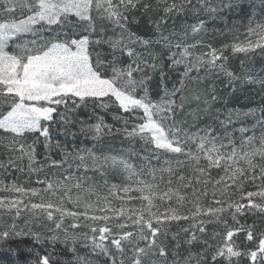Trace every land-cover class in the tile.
Masks as SVG:
<instances>
[{"label": "snow or ice", "instance_id": "6c2138e0", "mask_svg": "<svg viewBox=\"0 0 264 264\" xmlns=\"http://www.w3.org/2000/svg\"><path fill=\"white\" fill-rule=\"evenodd\" d=\"M137 12L147 17L154 37L131 30L130 24L140 23ZM225 12L247 17L244 40L221 48L205 45L202 37L188 43L190 35L206 31L203 15ZM180 16L186 17L180 28L168 30L167 22ZM257 16L264 17V0H0V143L6 150L0 172L37 174V182L46 184L27 188L14 175L11 183L0 179L9 193L0 196V250L16 264H62L65 250L72 260L63 264H264V65L257 70L245 63L257 50L264 57V21L252 27ZM98 18L107 21L102 31L111 35L92 41ZM94 44H106L110 58L97 52L93 60ZM157 45L164 51L157 53ZM229 49L244 54L239 72L230 68ZM216 80L226 81L231 95L237 84L259 85V103L214 110L221 99ZM193 101L190 115L198 120L214 114L216 124L189 128L178 121L177 112ZM89 103L117 107L126 115L114 118L125 125L135 120L124 133L151 145L148 159L156 164L137 166L131 162L135 152L97 154L95 144L73 151L65 146L64 160H52L54 166L71 156L86 169L119 170L129 181L95 201L73 200V188H95L83 189L79 179L73 184L70 175L40 180L39 173L50 158L53 125L79 124L93 141L112 133L102 115L80 117L78 110ZM30 133L35 139L28 143ZM26 214L41 223L46 218L50 223L43 227L51 234L33 231L27 220L21 228L18 219ZM57 243L64 246L60 251ZM21 250L28 259L18 260Z\"/></svg>", "mask_w": 264, "mask_h": 264}, {"label": "rangeland", "instance_id": "374dc122", "mask_svg": "<svg viewBox=\"0 0 264 264\" xmlns=\"http://www.w3.org/2000/svg\"><path fill=\"white\" fill-rule=\"evenodd\" d=\"M235 15H236V20H234ZM202 18L205 19V24L207 23L208 25L214 26L215 28L214 33L212 34L213 37L211 38L213 42L216 44L215 45L216 48H221L225 44H231L237 38H239V40L241 41L244 40L247 27L249 25V21L247 17H242L238 14L230 13V12H225L220 18H210L206 14L202 16ZM69 19L74 21L75 17H70ZM261 21H264V17L257 16L256 19L253 20L252 22V27H255L256 23ZM64 31L68 33H72L73 29L71 27H67L64 29ZM45 34L51 35L52 33H45ZM76 34L79 35V32H77ZM31 38L32 37L30 35L27 37V39H31ZM203 41H205L204 42L205 45L212 44V42L206 41V39H203ZM8 50L13 51L11 47ZM226 55L229 56V61L230 60L238 61L239 67L241 69V61L245 60L244 54L240 53L233 55L229 49L226 52ZM245 63H249L250 67H254L255 69L259 70L262 67V65H264V57L259 55V52L257 50V54L254 57L250 58V62L246 60ZM244 85H239V86L242 87ZM246 85L251 86L254 89V91H256L259 88V85H252L247 83ZM229 88L231 92L232 91L231 87ZM219 104L220 102L217 101V103L214 104L213 107H215V109H219L221 108V107L217 108ZM60 110L63 111V105L60 106ZM78 111L80 112L81 118H87L88 116H91L93 112H95L97 115H102L104 117L105 123L112 126V133L110 135L108 134L104 135L103 137L100 138L99 141H93L91 137H89L86 142H84L83 140L80 142L82 146L84 145L89 148H92L93 145L95 144L94 150H98L97 154H99L100 152L106 154H117V153L129 154L135 152L137 153V155L131 156V162L136 164L137 166L140 165L141 163H148V162H151L153 165L156 164L155 160L149 161L148 159L152 156V152L149 150L152 148L151 145H145L142 141L139 140V138L133 141L126 137L124 133V128L127 127L128 129H131L134 123H136V121L130 119L128 124L125 125L124 120L115 119L114 115L116 114L121 116L126 115L120 112L117 107L110 105L108 109H102L99 106H93L91 103H89V105L86 108H81ZM140 115H142V113H140ZM89 122L95 123L96 121L95 119H92ZM54 126L55 125H53V127ZM185 127L187 126L185 125ZM234 127L238 128L239 124L237 123L235 125L229 126L228 131L232 132ZM117 129H119L120 131H117ZM2 135H3L2 130H0V136ZM59 135H61L62 137L63 132H61V134ZM33 139H35V136L31 133L28 134L27 142L31 143ZM42 139L43 138H41V140ZM57 142H58L57 138L53 137L51 134L50 143L52 145V148L49 151L50 158L44 162V168L43 171L39 173V179L44 180L45 175H47L48 177H55L56 179L62 180L64 177L70 175L73 178L72 179L73 184H75L77 182V179H79L82 182L83 189H87L89 188V186L95 188V192L92 193L73 188L71 193L73 200H75L77 196H80L81 198L88 197L91 201H95L97 198V194L100 195L101 197L107 195L112 185L120 186L129 183V181L126 179V176L119 170H113L110 168L101 171H97L92 168L86 169L83 165L80 164L78 159L73 160L71 156H68L66 162H64L62 165L54 166L52 164V160L63 161L66 155L63 149L56 147V145L58 144ZM78 145L79 142L76 137L73 143L67 147V149L68 151H73L74 149H78ZM37 147H38V151L41 153V155L38 157V160H43L44 159L43 143H40L39 145H37ZM5 151L6 150L4 148L3 143H0V159L5 158L3 155ZM141 156L145 157V159L142 160ZM13 175L16 178H18V181L22 186H25L27 188L41 189L46 187V184H41L37 182L38 180L37 174L29 175L27 172H23V173L15 172ZM13 175H8L7 173L0 172V179H3L5 183H11L13 180ZM5 195H9V193L4 192L3 185H0V196H5ZM33 200L35 202L37 198H33ZM115 203L118 204L119 201H115ZM66 207L72 209L73 204L67 203ZM4 219H8V217H4ZM26 220H27V227L31 228L33 231H40L41 233H47V230L43 227V224H48L50 222H48L46 218L41 223V222L33 221L26 214L25 216H22L18 219V224L21 228H24L26 226L25 225ZM47 234L50 235L51 233H47ZM28 240L30 239H27V241ZM71 260L72 258L70 260H65V261H71Z\"/></svg>", "mask_w": 264, "mask_h": 264}, {"label": "trees", "instance_id": "16d2710c", "mask_svg": "<svg viewBox=\"0 0 264 264\" xmlns=\"http://www.w3.org/2000/svg\"><path fill=\"white\" fill-rule=\"evenodd\" d=\"M136 16L140 23L130 24L129 27L131 28V30L133 32H137L140 35L152 34L154 37L155 34L152 33L153 26L149 25L147 17L142 16L139 12L136 13ZM185 19L186 17L180 16L175 20V24H173V21L170 20L167 22L166 28L168 30H172L173 27H175L178 30L181 26L182 21H184ZM234 20H236V15H235ZM188 22L192 23L193 21L189 19ZM214 23H217V22H214ZM205 25H206V31H202L196 37H193L190 35L188 38V43H195L197 39L202 37L203 39H206V41L212 42L213 46L215 47L216 44L213 42L211 38L213 37L212 34L214 33L215 28L214 26H210L207 23ZM107 28H109L107 21H101L98 18L95 23V32H93L91 35L92 41H96L97 39H100V38L106 39L107 35H111L110 30L107 32V35H105V33L102 31V29H107ZM230 35H231V32H230ZM93 49H94L93 56H92L93 60H95V53L97 52L101 54L102 59L110 58L107 56L110 49L108 48L106 44H100V45L94 44ZM162 51L164 50L159 45H157L156 52L160 53ZM198 51H199V48H198ZM166 55L167 53L165 52V57ZM229 65L231 69L236 70L237 72L241 70L239 67V62L236 60L234 61L230 60ZM159 81H160V76H159V73L157 72L153 75V78L151 81V87L153 89H156L157 85L159 84ZM204 86H205L204 84H201V87H204ZM208 86L209 87L213 86V83L211 80L208 82ZM167 87L169 89L172 88L171 80L167 82ZM214 87L216 88L217 95L221 97V99L218 101L220 102V104L217 108L222 107L224 104H227V107L229 108H240V109L246 110L247 108L254 107L259 103V98L258 97L254 98V92H255L254 89L251 86H247L246 84L242 87L239 86V84H237V87L239 90L235 93V95H231L230 88H229L231 86H226V81L222 83L221 80H216L214 83ZM153 95H155V92H153ZM160 95H163L162 91L160 92ZM195 108H196V104L194 101L186 104L183 111L177 112L176 119L178 121H187L185 125L189 128L191 127L204 128L206 125L216 124V121L214 119V114L213 115H201V117L198 120L194 119L193 116L190 115V113H192ZM213 109L215 110V107H213ZM61 132H63L62 137L61 135H59L61 134ZM74 133L75 135H73ZM52 136L57 138L58 140L57 143L60 145L59 147L60 149H64L65 146L68 147L69 145H71L73 141L76 139V137L79 142L78 148L84 146V145L82 146L80 143L82 140L84 142L87 141V139H85V137L80 133L79 124H76L75 126L67 125L63 130L60 127H57L55 125L52 128ZM10 243H12L13 246H16L15 241H10ZM23 243L30 244L31 241L30 240L27 241V239H25ZM63 247L64 246L59 243L56 244L57 251H60L61 249H63ZM71 258H72V254L67 253L65 250L64 255L61 258L62 264L65 260H70ZM26 259H28V254L25 251L21 250L18 260L24 261ZM0 264H16V258H13L8 252L0 250Z\"/></svg>", "mask_w": 264, "mask_h": 264}]
</instances>
